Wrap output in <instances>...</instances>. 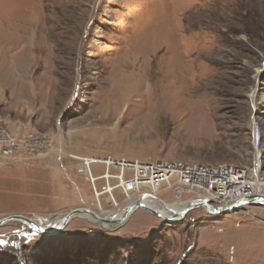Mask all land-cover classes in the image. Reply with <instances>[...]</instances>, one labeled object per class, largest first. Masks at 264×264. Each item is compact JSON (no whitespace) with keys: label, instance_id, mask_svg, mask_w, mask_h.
I'll list each match as a JSON object with an SVG mask.
<instances>
[{"label":"rangeland","instance_id":"374dc122","mask_svg":"<svg viewBox=\"0 0 264 264\" xmlns=\"http://www.w3.org/2000/svg\"><path fill=\"white\" fill-rule=\"evenodd\" d=\"M0 121L52 143L0 163V220L118 213L129 200L83 158L249 167L257 124L264 172V0H0ZM0 264H264V206L49 236L9 222Z\"/></svg>","mask_w":264,"mask_h":264},{"label":"built area","instance_id":"2783aa9c","mask_svg":"<svg viewBox=\"0 0 264 264\" xmlns=\"http://www.w3.org/2000/svg\"><path fill=\"white\" fill-rule=\"evenodd\" d=\"M52 143L41 133L27 132L19 136L9 126L0 121V163L10 161L18 164L28 157L45 154ZM262 134L259 125L253 129V162L249 167L233 165H207L203 163L178 162L169 160L128 161L87 159L92 165L102 163L106 171L101 178L106 181L105 193L120 190L126 200L135 196L151 194L159 197L162 190L172 193V204H185L190 200L207 198L215 207L227 208L236 201L249 200L255 196L264 197V172L262 158ZM118 170L111 174V168ZM93 182V173L90 170ZM111 180L116 184L111 186ZM160 198V197H159ZM162 199V198H161ZM163 200V199H162ZM164 201V200H163ZM264 203V202H261ZM261 203L248 205L264 206Z\"/></svg>","mask_w":264,"mask_h":264},{"label":"water","instance_id":"95a60500","mask_svg":"<svg viewBox=\"0 0 264 264\" xmlns=\"http://www.w3.org/2000/svg\"><path fill=\"white\" fill-rule=\"evenodd\" d=\"M149 197L154 198L158 203H160L166 211L169 213V216H172L171 218H166L163 216L159 210H156L154 208H151L149 205L145 204V201L148 200ZM261 202H264V197L261 196H255L249 200H239L230 205L227 208H221V207H215L210 203V200L207 198L199 199V200H190L185 204H169L163 201L158 196H154L151 194H142L138 196L137 198L131 200L128 202V204L123 208L121 211V218H118V214L111 216V215H105V216H99L96 212H94L91 209L88 208H78L75 210H72L64 215H61V224L58 227L55 228H43L41 225L37 224L36 220L25 217L22 215H15V216H9L6 218H3L0 220V227L4 226L5 224L9 222H21L25 224L27 227L31 228L32 230L36 231L39 234L42 235H54L61 230H63L74 218L76 217H82L85 219H89L94 224H96L99 227L102 228H108L111 227L112 229H118L121 225H123L128 219L129 216L134 214L135 212L139 210H145L150 212L156 217L165 219L168 222H172L173 218L178 217L180 220L185 218V216L190 213L191 211L197 210V209H203L207 214L216 216L220 214H228L230 212H235L241 208H245L248 205L252 204H259ZM264 205V203H261ZM52 219V218H48Z\"/></svg>","mask_w":264,"mask_h":264},{"label":"bare ground","instance_id":"6f19581e","mask_svg":"<svg viewBox=\"0 0 264 264\" xmlns=\"http://www.w3.org/2000/svg\"><path fill=\"white\" fill-rule=\"evenodd\" d=\"M90 160H92V159H87V164L85 165V163L83 164V166L81 167V171H83V172H85V173H87V174H89L90 173V170H91V162H90ZM93 180L94 181H97V179H96V177H94L93 176ZM99 179H101V178H98V180ZM104 193H97L96 194V197L98 198V203H99V205H98V207H99V209H101V203H100V197L103 195ZM155 196V195H154ZM111 199L113 200V204H115V200H114V198L113 197H111ZM111 200V201H112ZM131 200H129L128 202H130ZM145 204H147V205H149L151 208H154V209H156V210H159L160 211V213L163 215V216H165L166 218H171L172 216H169V213L166 211V209L160 204V203H158L154 198H152V197H149L148 198V200L147 201H145ZM103 210V209H102ZM123 210V209H122ZM122 210H119L118 211V213H116V214H118L117 216H118V218H121L122 217V215H121V211ZM104 211V210H103ZM115 213H113V214H111V213H107L106 215H112V216H114V215H116ZM133 215V214H132ZM132 215H130L129 216V218L132 216ZM54 220V219H53ZM61 216L60 217H58V218H56L55 219V222H54V224L53 223H50L49 224V221L47 222L46 220H42V222L38 219V220H36V222H37V224H39V225H41L43 228H55V227H58L60 224H61ZM86 220H89V219H86ZM173 221L174 222H179L180 221V219L178 218V217H176V218H173ZM44 225V226H43Z\"/></svg>","mask_w":264,"mask_h":264},{"label":"crops","instance_id":"0c3cea01","mask_svg":"<svg viewBox=\"0 0 264 264\" xmlns=\"http://www.w3.org/2000/svg\"><path fill=\"white\" fill-rule=\"evenodd\" d=\"M25 161H26L25 164L27 163L26 165H28V163H29L30 160H25Z\"/></svg>","mask_w":264,"mask_h":264}]
</instances>
